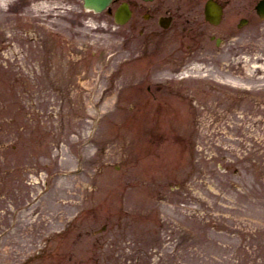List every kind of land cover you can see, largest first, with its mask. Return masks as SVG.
<instances>
[{"label": "rangeland", "instance_id": "obj_1", "mask_svg": "<svg viewBox=\"0 0 264 264\" xmlns=\"http://www.w3.org/2000/svg\"><path fill=\"white\" fill-rule=\"evenodd\" d=\"M256 2L184 40L0 0V264H264Z\"/></svg>", "mask_w": 264, "mask_h": 264}, {"label": "flooded vegetation", "instance_id": "obj_2", "mask_svg": "<svg viewBox=\"0 0 264 264\" xmlns=\"http://www.w3.org/2000/svg\"><path fill=\"white\" fill-rule=\"evenodd\" d=\"M203 0H183V22L190 23V14L200 9L203 4ZM118 6L122 3H128L133 13V23L131 22V29L134 30L137 27H145L142 18H148L147 21L152 20L157 12L162 9H157L156 4L145 3L140 0H117ZM171 17V22L174 23L175 15L166 14ZM178 16V15H177Z\"/></svg>", "mask_w": 264, "mask_h": 264}, {"label": "water", "instance_id": "obj_3", "mask_svg": "<svg viewBox=\"0 0 264 264\" xmlns=\"http://www.w3.org/2000/svg\"><path fill=\"white\" fill-rule=\"evenodd\" d=\"M111 0H86V6L95 9L96 11L102 10L106 7ZM264 16V14L262 13Z\"/></svg>", "mask_w": 264, "mask_h": 264}]
</instances>
